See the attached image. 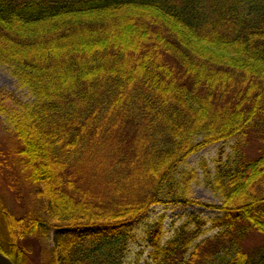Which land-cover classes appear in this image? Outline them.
I'll return each instance as SVG.
<instances>
[{"label":"trees","instance_id":"obj_1","mask_svg":"<svg viewBox=\"0 0 264 264\" xmlns=\"http://www.w3.org/2000/svg\"><path fill=\"white\" fill-rule=\"evenodd\" d=\"M0 65L31 101L0 89V115L39 213L0 199V253L56 229L42 264H125L126 227L151 207L197 205L147 264H264V0H0ZM235 139L191 196L189 156ZM209 227L205 229V226ZM216 229L212 235L208 230Z\"/></svg>","mask_w":264,"mask_h":264},{"label":"rangeland","instance_id":"obj_2","mask_svg":"<svg viewBox=\"0 0 264 264\" xmlns=\"http://www.w3.org/2000/svg\"><path fill=\"white\" fill-rule=\"evenodd\" d=\"M0 89L9 92L14 101H31L27 90L19 88L12 71L3 65H0ZM235 139L207 146L192 154L180 166L179 169H193L197 173L196 181L191 185V196L205 204L220 205V198L210 189L203 178V169L201 164H205L211 173L215 171V159L221 154V159L225 160L232 154V146ZM16 150V141L14 136L6 128L4 117L0 115V199L17 216H23L32 210L39 213L37 204L30 196V188L27 186L19 172L15 162L14 151ZM199 215L206 219L219 217L217 210L197 205H170L154 206L142 218L126 227V258L125 264H147L149 248H147L144 235L148 224L157 219H162L163 237L162 242L169 240L176 229L190 216ZM208 223L205 229L209 227ZM83 230L56 229L49 233L47 238H30L24 241L28 250L25 264H42L46 261V254L52 240L59 234L79 235ZM216 229L208 230L206 235H212ZM246 244L250 247L264 245V236L251 234L246 239Z\"/></svg>","mask_w":264,"mask_h":264},{"label":"water","instance_id":"obj_3","mask_svg":"<svg viewBox=\"0 0 264 264\" xmlns=\"http://www.w3.org/2000/svg\"><path fill=\"white\" fill-rule=\"evenodd\" d=\"M0 264H13V263L8 257L0 253Z\"/></svg>","mask_w":264,"mask_h":264}]
</instances>
